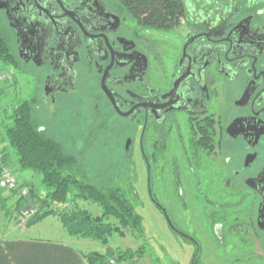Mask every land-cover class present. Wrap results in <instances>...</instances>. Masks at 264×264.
Masks as SVG:
<instances>
[{
	"label": "flooded vegetation",
	"instance_id": "1",
	"mask_svg": "<svg viewBox=\"0 0 264 264\" xmlns=\"http://www.w3.org/2000/svg\"><path fill=\"white\" fill-rule=\"evenodd\" d=\"M175 3L164 29L122 0H0V16L49 120L107 121L126 161L137 149L192 264H264V0Z\"/></svg>",
	"mask_w": 264,
	"mask_h": 264
},
{
	"label": "trees",
	"instance_id": "2",
	"mask_svg": "<svg viewBox=\"0 0 264 264\" xmlns=\"http://www.w3.org/2000/svg\"><path fill=\"white\" fill-rule=\"evenodd\" d=\"M122 1L142 25L156 29L174 26L177 15L175 0ZM6 31L0 16V64L5 67L17 66L18 61ZM15 85L14 79L8 87ZM6 90L0 88V95L3 96ZM39 117L45 120L44 127L39 125ZM47 121L51 120L35 95L32 99L19 98L12 103L6 102L0 110L1 138L7 147L13 149L17 169L39 175L45 188L40 197L31 189V199L39 210L31 221L55 215L69 236L96 239L103 245L107 244L114 232L141 238V217L134 211L125 190L119 184L124 178L121 176L120 181L115 183L114 173H118L114 167L103 171V168L83 160V156L80 157L65 139L58 138L47 129ZM1 150L4 154L1 162L8 164V153L4 147ZM84 202L98 206L101 215L95 216L87 207H83ZM110 218L114 219V224L109 222ZM144 251L145 244H141L137 249L107 248L105 254L95 251L85 253L83 257L88 264H104L105 255L127 260L141 256Z\"/></svg>",
	"mask_w": 264,
	"mask_h": 264
},
{
	"label": "rangeland",
	"instance_id": "3",
	"mask_svg": "<svg viewBox=\"0 0 264 264\" xmlns=\"http://www.w3.org/2000/svg\"><path fill=\"white\" fill-rule=\"evenodd\" d=\"M16 65L5 67L0 64V88L3 90L8 89L3 96L0 95V110L6 102L12 103L19 98L32 99L33 95H35L34 81L30 75V71L22 70L19 63ZM14 79L16 85L8 87ZM72 113L70 112L69 116L65 119L57 118L53 121H47V129L57 135L58 138L65 139L67 144L79 153L80 157L83 156V160H88L89 164H95L101 169L103 168V171L114 167V171L116 170L118 173H114L115 183L120 181L121 176L124 178L119 184L125 190L134 211L141 217L142 236L138 239L128 233L120 235L114 232L108 238L106 245H103L96 239L70 237L66 231H62L63 234L61 236L75 242V245L85 253L97 251L105 254L107 248L113 250L117 248L121 250L128 248L137 249L141 244H145V251L141 256L127 260H118L114 256L105 255L104 264H192V254L194 251L192 244L177 235L169 227L163 214L147 194L146 170L137 149L133 150L126 161L122 155V141H119L122 138H115L116 134L112 132L110 129L111 125L107 121L92 122L91 119H80L79 116H74ZM38 119L39 125L44 127L43 123H45V120L41 118L44 121L41 123L40 117ZM94 123L100 126L99 129L101 131L99 133L95 130ZM1 136L0 131V146L1 148L4 147L8 153V164L12 168L14 167L16 173L19 174L15 153L10 146H6V142L2 141ZM27 173L28 175L24 174L22 178L18 179L15 188L10 190L2 188L0 227L3 228L5 233H9L8 235L34 234L37 230L43 234L45 233L44 235H48L47 237L54 236L52 231L46 232V230L42 231L40 228L45 227L49 221L54 224L55 220L58 219L55 215L45 216L42 220L36 222L31 221L39 211L38 206L31 199V189H33L36 196L40 197L44 194L45 188L39 175L29 171H26ZM158 187V180L155 179L152 191L158 193ZM159 199L167 207L170 219L175 222L179 221L178 223L181 225V220L184 219V216L179 212L176 213L175 201L172 198L164 196ZM86 203H83V207H87L95 216L101 215L98 206L93 203ZM31 209L33 210L32 214L23 215L25 210ZM109 222L115 223L112 218L109 219ZM31 225H34L35 228L27 231L26 228ZM46 227L49 228V226ZM208 257L207 264H217V262L212 260V256L209 255Z\"/></svg>",
	"mask_w": 264,
	"mask_h": 264
},
{
	"label": "crops",
	"instance_id": "4",
	"mask_svg": "<svg viewBox=\"0 0 264 264\" xmlns=\"http://www.w3.org/2000/svg\"><path fill=\"white\" fill-rule=\"evenodd\" d=\"M24 174L28 175L26 171H19L17 179ZM52 223L47 222L46 226L49 228H40L42 231H52L54 236L49 237L37 230L34 234L8 235L0 227V264H88L83 257L85 252L75 242L61 236L64 229L58 219ZM34 228L31 225L26 230L31 231Z\"/></svg>",
	"mask_w": 264,
	"mask_h": 264
},
{
	"label": "built area",
	"instance_id": "5",
	"mask_svg": "<svg viewBox=\"0 0 264 264\" xmlns=\"http://www.w3.org/2000/svg\"><path fill=\"white\" fill-rule=\"evenodd\" d=\"M0 146V162L3 158V153ZM14 168V167H13ZM9 164H3L1 162L0 168V188L13 189L17 185V173L15 168L13 169ZM33 210H25L23 215L27 216L32 214ZM24 221V220H23Z\"/></svg>",
	"mask_w": 264,
	"mask_h": 264
}]
</instances>
